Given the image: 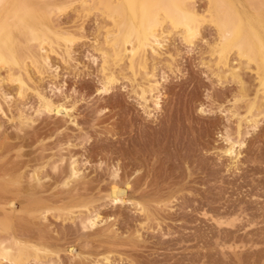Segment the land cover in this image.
I'll return each instance as SVG.
<instances>
[{
	"label": "rangeland",
	"instance_id": "rangeland-1",
	"mask_svg": "<svg viewBox=\"0 0 264 264\" xmlns=\"http://www.w3.org/2000/svg\"><path fill=\"white\" fill-rule=\"evenodd\" d=\"M23 1L33 4L34 13L46 29L54 31L58 24L76 40L71 48L74 62L69 64L49 50L51 60L58 66L54 78L41 76L30 59H25L34 86L29 85L23 97L17 92V82L9 81V70L0 69L4 89L13 97L10 102L2 101L4 113L0 111V241L6 237L4 244L10 242L15 246L12 241L16 238L39 247L45 245L54 251L42 257L41 252L24 250L16 264H43L50 258L63 264H78L79 260L91 264L104 257L108 260L98 262L264 264V86L261 85V68L255 61L242 62L245 57L237 50L243 39V45L255 49L251 28L244 26L242 39L230 45L223 37L221 39L225 32L228 33L225 38H232L231 32L242 16L239 11L245 10L264 22V3L234 0L235 5H227L222 0H143L154 23L151 27L169 39L159 52L147 50L148 68L153 58L155 60L154 75L149 82L141 72L134 75L127 68V59L123 58L111 65L118 74L116 82L107 93L99 94L97 88L103 79L100 49L108 46L105 36L107 33L119 35L118 30L123 27L120 11L123 3L133 10H141L142 3L71 0L64 5V1L70 0ZM181 2L186 3L182 13L192 14L198 23L194 37L182 24L168 20L169 5ZM4 6V3L0 5V17L12 25V13ZM21 31L15 28L13 43L22 54L32 36L25 29ZM48 35L54 36L49 31ZM236 63L240 66L244 87L232 75L223 72ZM14 68L17 73H13L18 75L20 70ZM139 82L150 85V94L149 90L141 96L137 94L135 84ZM57 87L58 93L53 90ZM40 99L52 101L53 107L60 104L59 114L33 115L40 106ZM155 99L159 101L158 107L152 103ZM202 105L205 113L198 109ZM18 107H22L26 115H32V124H19ZM64 107L70 109V116H66ZM250 116L257 121L254 130L248 127L251 122L246 121ZM225 129L234 139L244 140V145L236 147L239 150L236 159L232 157L234 154L224 153ZM129 157H132L130 161ZM72 159L80 167V176L70 178L69 185L63 186ZM113 170L119 176L114 177ZM128 180L129 189L124 186ZM114 183L118 184L123 203L108 201L109 189ZM7 197H13L14 209L7 205ZM134 200L147 205V213L139 210ZM196 204L203 206L199 210L197 205L198 209L194 210ZM227 210L235 212L231 214L236 218L233 226H217L210 220ZM97 211L103 220L95 229L80 227V220ZM29 226L34 237L25 230ZM66 248L72 249V255L80 253L82 258L70 259Z\"/></svg>",
	"mask_w": 264,
	"mask_h": 264
},
{
	"label": "bare ground",
	"instance_id": "bare-ground-1",
	"mask_svg": "<svg viewBox=\"0 0 264 264\" xmlns=\"http://www.w3.org/2000/svg\"><path fill=\"white\" fill-rule=\"evenodd\" d=\"M131 5H138V3H142V9L141 10H133L130 9L129 5L127 3H123L122 7H121V19L123 22V27L121 29H119V35H113L107 33L105 36V42L106 44H108L107 47H101V52H100V56H102V66H101V71L103 72V79L101 84H99L100 86H98L97 91L100 93H107L109 87L114 84L116 82V78H117V72L115 71V69L112 68V63H117V61H122L123 58L127 59V65L130 69V72H132L134 75L140 72L142 73V76L146 79V81L149 82L148 79H150L151 76L154 75V70H155V60L153 58V63L151 65V68H148V56H147V50L150 48L152 50V52H159V50L161 48H165L166 43L168 42L167 39L164 35H162V33H160L159 31H157L155 28L151 27V25L153 23V21L151 20V13L149 8L147 7V4L145 2H143V0H129ZM258 1V0H257ZM91 2V1H90ZM193 2V1H192ZM191 2V3H192ZM222 2L224 4H234V0H222ZM221 2V3H222ZM259 2L261 4L264 3V0H259ZM5 4L4 8L6 9L7 12H11L12 16H13V24H6L5 20L3 18L0 17V69L2 68H7V71L9 70V81L11 82H17V92L20 95V97L25 96L24 93H26V90L29 88V85H33V80L32 77L30 76V74H28V66H26L25 63V59L29 58L31 63L34 65L35 71L38 72L41 76H47V77H51L54 78L57 75V69L58 66L55 65L53 63V61L50 58V54H49V50L58 54L57 56H60L61 60H63L65 63H71L72 60L74 59L73 55H72V43L74 42V40H76L74 38V35L69 34L67 31H63L61 28H59L58 24L55 25V29L53 31V29L47 28L46 26L43 25L39 20H38V15L34 13V7L33 4H31L30 2H26L23 0H14L13 3H9L7 2V0H0V5L1 4ZM69 3H71L68 1H64V5H68ZM188 3V2H187ZM257 3V2H256ZM255 3V5H257ZM212 4V3H211ZM12 5V9H10V6ZM81 5V4H80ZM186 3L181 2L179 4H174V5H169V7L167 8V14L169 16L168 20L170 19L173 23L175 24H182L184 26V28H186L187 31H189V35L191 37H194L197 32H198V23L197 21L193 18L192 14L191 15H186L183 14V6H185ZM190 5V3H189ZM254 5V6H255ZM259 5V3H258ZM192 6V4H191ZM190 6V7H191ZM221 5H219L220 7ZM223 6V5H222ZM189 7V8H190ZM217 7V5H216ZM224 7V6H223ZM54 8V7H53ZM63 8V7H62ZM61 8V10H62ZM159 8V7H158ZM188 8V7H186ZM213 8V7H212ZM264 8V7H263ZM262 8V9H263ZM157 9V8H156ZM224 9V8H223ZM222 9V10H223ZM237 9V8H236ZM98 10V9H97ZM256 10V8H255ZM258 10V9H257ZM159 11V10H158ZM216 11V10H215ZM229 11V9H228ZM209 12V11H208ZM241 16L240 22L239 24L232 30L231 34H232V38H225L227 37L226 35L228 34L227 32H225V35L221 36L227 40L228 45L235 43L236 41H239L240 39H242V35H243V27L244 26H248L249 28H251V32L254 36V44H255V49L251 50L247 47V45H243L244 43V39L243 41H241L240 44H238V52L240 53L239 55L244 56L245 58L243 59L242 62H244L245 64H248V62L250 63V61H255L256 63H258V67L260 65L261 68V73H260V78H261V85L264 86V22L260 19L257 18L255 16L249 15L247 13V11H239ZM163 13V12H162ZM210 13V12H209ZM213 12H211L212 14ZM217 13V12H216ZM220 13V12H219ZM223 13V12H222ZM262 14V12H259ZM156 14V13H155ZM196 15V14H195ZM200 16V15H199ZM215 16V15H214ZM220 16V15H219ZM162 17V16H161ZM159 17V18H161ZM204 17V16H203ZM221 18V17H220ZM111 19V18H110ZM113 19V18H112ZM166 19V18H165ZM199 19V17H198ZM202 19V18H201ZM115 20V18H114ZM166 21V20H165ZM213 21V20H212ZM159 22V21H158ZM170 22V21H169ZM202 22V20L200 21ZM52 23V22H51ZM163 23V22H162ZM214 23V22H213ZM156 24V23H155ZM158 24V23H157ZM201 24V23H200ZM159 25V24H158ZM163 25V24H162ZM181 26V25H180ZM182 26V27H183ZM81 27V26H80ZM15 28L21 29V32H24L23 30H27L28 33L32 36V38H30L31 42H33L32 44L29 43V45H27L28 47H26V52H24V50H22V54L21 52H18V48H15V45L13 43V35H14V31ZM79 28V27H78ZM160 28V27H159ZM113 29V27H112ZM118 29V28H117ZM180 29V28H179ZM70 30V29H69ZM80 30V29H79ZM162 30V29H161ZM200 30V29H199ZM48 31L51 32L53 35V37L48 35ZM75 31V30H74ZM83 31V30H82ZM164 32V30H162ZM180 31V30H179ZM81 32V31H80ZM171 32V31H170ZM185 32V30L183 31ZM200 32V31H199ZM79 33V31H78ZM83 33V32H82ZM180 34V33H179ZM84 35V34H83ZM169 35V34H168ZM218 35V34H217ZM22 36V35H20ZM19 36V37H20ZM183 37V35H181ZM220 37V36H219ZM218 37V38H219ZM245 37V36H244ZM251 37V36H250ZM249 37V39H251ZM19 39V38H18ZM23 39V38H22ZM248 39V38H247ZM218 40V39H217ZM20 41V40H19ZM23 41V40H22ZM223 41V40H222ZM221 41V42H222ZM252 42V41H251ZM217 43V41H216ZM218 44V43H217ZM215 44V45H217ZM246 44V43H245ZM248 44V43H247ZM214 45V44H213ZM250 45V44H249ZM212 46V45H211ZM222 46V45H221ZM225 46V45H224ZM227 46V45H226ZM217 47V46H216ZM215 47V48H216ZM235 47V46H234ZM232 46V48H234ZM25 48V47H24ZM49 48V49H48ZM213 48V47H212ZM214 48V50H215ZM222 48V47H221ZM96 49V48H95ZM162 49V50H163ZM236 49V48H235ZM234 49V50H235ZM99 50V49H98ZM223 50V49H222ZM217 51V50H216ZM18 52V53H17ZM149 52V51H148ZM175 52V51H174ZM229 52V51H228ZM232 52V51H231ZM20 53V54H19ZM24 53V54H23ZM213 53V52H212ZM216 53V52H215ZM219 53V52H218ZM221 53V52H220ZM154 54V53H153ZM164 54V53H163ZM158 55V54H157ZM160 55V54H159ZM217 55V54H216ZM220 55V54H219ZM223 55V53H222ZM228 56V55H227ZM239 57V56H237ZM164 58V57H163ZM217 58V57H216ZM219 58V57H218ZM224 58H226L224 56ZM223 58V59H224ZM156 59V58H155ZM222 59V60H223ZM229 58H227L228 60ZM220 60V61H222ZM226 60V59H225ZM234 60V59H233ZM237 60V59H236ZM219 61V60H218ZM58 62V61H57ZM74 62V60H73ZM94 62V61H93ZM227 62V61H226ZM225 62V63H226ZM231 63H233V61H231ZM237 63H240L237 61ZM236 65H229L225 71L227 75L230 74L232 75L239 83L242 87H244V81H242V78L240 76V66L239 64ZM228 64V63H227ZM72 65V64H71ZM159 65V64H158ZM243 65V64H242ZM223 66V65H222ZM13 67H18V69L20 70L17 74L16 69L13 70ZM244 68V66H242ZM118 68V67H117ZM219 68V67H218ZM12 69V71L10 70ZM121 70H123V68H119ZM251 69V68H250ZM255 69V68H254ZM30 70V69H29ZM162 70V69H161ZM257 70V69H256ZM259 70V69H258ZM14 71V73H13ZM240 71V72H239ZM12 72V73H11ZM156 72V71H155ZM213 72V71H212ZM216 72V71H214ZM24 73V74H23ZM157 73V72H156ZM255 73V72H254ZM24 76H23V75ZM122 74V73H121ZM219 75V73L217 74ZM216 75V76H217ZM221 75V74H220ZM223 75V74H222ZM164 76V75H163ZM243 76V75H242ZM162 77V76H161ZM220 77V76H217ZM127 78V77H126ZM139 78V77H138ZM154 78V77H153ZM232 78V77H231ZM226 79V78H225ZM139 80V79H138ZM245 80V79H244ZM141 81V80H140ZM144 81V82H146ZM248 81V80H247ZM260 81V80H259ZM123 82V81H122ZM143 82V81H142ZM157 82V81H156ZM139 84V85H138ZM144 84V83H143ZM143 84H141L140 82L135 84L137 85V89L136 92L138 95H142L144 93V91L149 90V94L152 91V88H150V85H146L144 86ZM249 85V84H248ZM34 86V85H33ZM53 86V85H52ZM133 86V85H132ZM238 87V86H237ZM257 87V86H256ZM31 88V87H30ZM136 88V86H135ZM155 88V87H153ZM158 88V87H157ZM155 88V89H157ZM248 88V87H247ZM264 88V87H263ZM51 89V88H50ZM241 89V88H240ZM53 90H57L58 91V87L57 89H53ZM237 90V89H236ZM158 91V90H157ZM160 91V90H159ZM242 91V90H240ZM260 91V90H258ZM134 92V91H133ZM42 93V92H41ZM54 93V92H53ZM238 93V92H237ZM243 93V92H242ZM44 94V93H43ZM56 94V93H55ZM240 92H239V96H240ZM244 94V93H243ZM254 94V93H253ZM18 95V96H19ZM54 95V94H53ZM43 96V95H42ZM135 96V95H134ZM147 96V95H144ZM149 96V95H148ZM153 97V95H151ZM247 95H245L246 97ZM157 99V96H155ZM12 95L7 92L4 89V78L0 76V111L2 112V114L4 113V111H2V108L4 109V107H2V101H5V103L12 101ZM142 98V97H141ZM244 98V97H243ZM139 99V98H138ZM145 99V97H144ZM153 103L154 107H158L159 106V101L156 100ZM159 99V98H158ZM250 99V98H249ZM242 100V99H241ZM248 100V99H247ZM259 100V99H258ZM256 100V101H258ZM246 101V100H245ZM40 102V106L33 112L35 116H38L44 112H53L55 115L59 114L58 110H59V106L60 104H58L57 106L54 105V107L52 106V101H48V100H39ZM251 102V101H250ZM4 103V102H3ZM4 103V105H5ZM150 103V102H149ZM248 103V102H247ZM253 103V102H252ZM262 103V102H261ZM264 103V102H263ZM10 104V103H9ZM8 104V106H9ZM142 104V103H141ZM144 104V103H143ZM147 104V102H146ZM235 104V103H233ZM249 104V103H248ZM256 104V103H255ZM162 105V104H161ZM201 105V104H199ZM262 105V104H261ZM147 106V105H146ZM250 106V105H249ZM26 107V106H25ZM27 108V107H26ZM63 109V104L62 107ZM65 108V114L66 116H70V109H68L67 107ZM205 108V107H204ZM203 108V105L200 106L199 111L201 113H205V110ZM248 108V107H247ZM250 108V107H249ZM256 108V107H255ZM257 109V108H256ZM28 110V109H27ZM72 110V109H71ZM233 110V109H232ZM237 110V109H236ZM247 110V109H246ZM235 111V110H234ZM263 111V110H262ZM26 111L22 108V107H18V119H19V124L20 125H28V124H32L33 120L32 119V115L31 114H27L25 113ZM147 112V111H145ZM247 112V111H246ZM264 112V111H263ZM253 113V112H252ZM46 114V113H45ZM50 114V113H49ZM72 114V113H71ZM148 114V113H147ZM145 114V116L147 115ZM151 114V113H150ZM260 114V113H259ZM238 116V115H237ZM248 117V116H247ZM255 117V116H254ZM148 118V116H147ZM260 118V117H259ZM262 118V117H261ZM69 119V118H68ZM238 119V118H237ZM240 119V118H239ZM255 119V118H254ZM253 117H249L248 122H251L248 127L250 126L251 129H255L256 128V122L254 121ZM258 119V118H257ZM72 120V118H71ZM70 120V121H71ZM147 120V119H146ZM150 120V119H148ZM154 121V120H153ZM241 121V120H240ZM253 122V123H252ZM261 122V121H260ZM150 123V121H149ZM240 123V122H239ZM259 124V123H258ZM149 125V124H148ZM237 126V125H236ZM24 127V126H23ZM26 127V126H25ZM239 127V125H238ZM247 127V128H248ZM220 128V127H219ZM237 128V127H236ZM242 128V126H241ZM245 128V126H244ZM222 130V129H221ZM223 131V130H222ZM229 130L225 129L224 131V137L223 140L226 141L227 146L224 149V153L229 154V155H233L232 157H234L236 159L237 155H238V151L236 149L237 146H242L244 145V140H239V139H234L230 133L228 132ZM245 133H248L249 130H245ZM223 133V132H222ZM220 133V134H222ZM237 133V132H236ZM242 133V132H241ZM239 134V133H238ZM44 135V134H43ZM182 136V135H181ZM210 136V135H209ZM222 136V135H220ZM172 137V136H171ZM243 137L242 135L240 136V138ZM243 139V138H242ZM181 140V139H180ZM168 142V141H167ZM16 143V142H15ZM184 143V142H183ZM240 149V148H238ZM223 150V149H221ZM241 151V150H240ZM149 153V151H148ZM45 154V153H44ZM144 154V152L142 153ZM187 155V154H186ZM195 155V154H194ZM193 155V156H194ZM147 156V155H146ZM152 156V155H151ZM74 158V156H72ZM71 157V158H72ZM150 157V156H148ZM64 158V157H63ZM62 158V159H63ZM70 158V159H71ZM132 157H129L128 161H130ZM159 158V157H158ZM185 158V157H183ZM182 158V159H183ZM76 159V158H75ZM72 159V161H70L69 165V174H65V179L63 181V186H67L70 183V180L74 177H79L80 176V170L77 167L76 164V160ZM181 159V161H182ZM231 159V157L229 158ZM64 160V159H63ZM184 160V159H183ZM191 160V159H190ZM189 161V160H188ZM195 161V159H194ZM234 161V160H233ZM143 162V161H142ZM187 162V161H186ZM80 163V162H79ZM183 163V162H182ZM239 163V162H238ZM143 164V163H142ZM189 164H191L189 162ZM188 164V165H189ZM162 165V164H161ZM185 165V164H184ZM54 166V165H53ZM168 167V166H167ZM117 170V169H115ZM113 170L114 174L113 176H119L117 174V172ZM119 170V169H118ZM117 170V171H118ZM32 172V171H31ZM34 173V172H33ZM62 173V172H61ZM212 173V172H211ZM215 173V172H214ZM111 174V176H112ZM82 175V174H81ZM209 175V174H208ZM213 176V175H212ZM121 177V176H120ZM208 177V176H207ZM49 178V177H48ZM71 178V179H70ZM213 178V177H212ZM75 180V179H73ZM72 180V181H73ZM118 180V179H117ZM71 181V182H72ZM126 181V180H125ZM38 182V181H37ZM116 182V179H115ZM120 182V181H119ZM129 180L125 183L124 186H126L127 188L129 187ZM90 185V184H89ZM118 184H112V186L109 189V193H108V201L111 202L112 204H118V203H123L125 200H123L122 196L118 194ZM131 186V185H130ZM69 187V186H68ZM209 188V187H208ZM129 189V188H128ZM212 192V191H211ZM66 193V191H65ZM73 193V192H72ZM30 194V193H29ZM1 195V194H0ZM31 195V194H30ZM132 195V194H131ZM212 196V195H211ZM3 197V196H2ZM9 197V196H8ZM7 197V198H8ZM210 197V196H209ZM10 198V197H9ZM8 198V199H9ZM13 198V197H12ZM9 199L7 201V205L9 206V208H13V199ZM176 198V197H175ZM207 198V197H206ZM211 198V197H210ZM29 199V198H28ZM126 199V198H125ZM128 199V198H127ZM172 199V198H171ZM212 199V198H211ZM210 199V200H211ZM50 200V199H49ZM214 200V199H212ZM133 201V200H132ZM141 201V200H140ZM140 201H135L134 203L136 206L139 207V210L143 211L144 213L146 211V207L147 205H144L143 203H141ZM244 201V200H243ZM130 202V199H129ZM224 202V201H223ZM146 204V203H145ZM203 204V203H201ZM231 204V203H230ZM239 204V203H238ZM83 205V204H82ZM192 205V204H191ZM194 205L193 208L195 210V208H199V210L202 208V206L204 205ZM206 205V204H205ZM204 205V206H205ZM7 206V207H8ZM84 206V205H83ZM201 206V207H200ZM210 206V205H209ZM232 206V205H231ZM85 207V206H84ZM87 207V205H86ZM85 207V208H86ZM135 207V206H134ZM237 207V206H236ZM6 208V207H5ZM84 208V209H85ZM166 208V207H165ZM197 208V209H198ZM204 208V207H203ZM213 208V207H211ZM217 208V207H216ZM164 209V208H163ZM206 209V208H204ZM218 209V208H217ZM224 209V208H223ZM238 209V208H237ZM225 210V209H224ZM47 211V210H46ZM198 211V210H197ZM207 211V210H206ZM205 211V212H206ZM209 211V210H208ZM232 211V210H231ZM169 212V211H168ZM1 213V212H0ZM41 213V212H39ZM59 213V212H58ZM215 213V212H214ZM220 213V212H219ZM218 213V214H219ZM235 213V212H233ZM231 212H222V214L219 217H216L215 219L212 217L210 218V220L215 221V224L218 225H225L226 226H233L234 222L236 220V218L234 217V215ZM17 214V213H16ZM44 214V212H43ZM186 214V213H185ZM189 214V213H188ZM202 214V213H201ZM206 213H204L203 211V215H205ZM213 214V212L211 213ZM216 214V213H215ZM213 214V215H215ZM3 215V214H2ZM39 215V214H38ZM61 215V214H58ZM146 215V214H145ZM217 215V214H216ZM44 216V215H42ZM41 216V217H42ZM149 216V215H148ZM147 216V217H148ZM211 216V215H210ZM233 216V217H232ZM25 217V216H24ZM36 217V216H35ZM38 217V216H37ZM46 217V216H45ZM241 217V216H240ZM16 218V217H15ZM43 218V217H42ZM159 218V217H158ZM206 218H209L206 216ZM13 218H11L12 220ZM28 219V218H27ZM30 219V218H29ZM28 219V221H30ZM32 219V217H31ZM39 219V218H38ZM147 219V218H146ZM199 219V218H198ZM238 219V218H237ZM242 219V218H241ZM16 220V219H15ZM43 220V219H42ZM103 218L100 216V214L97 212H92L87 214L84 219L80 220L81 221V225L83 229H95V227L102 222ZM195 220V219H194ZM209 220V219H207ZM240 220V219H239ZM34 221V220H33ZM202 221V220H201ZM12 222V221H11ZM16 222V221H15ZM19 222V221H18ZM158 222V221H157ZM200 222V221H199ZM210 222V221H209ZM40 223V222H39ZM42 223V222H41ZM159 223V222H158ZM207 223V222H206ZM14 224V223H13ZM38 224V223H36ZM145 224V223H144ZM211 224V223H210ZM214 224V223H213ZM208 225V224H207ZM215 225V226H216ZM15 226V224H14ZM22 225H20L21 227ZM25 226V225H24ZM148 226V225H147ZM216 226V227H217ZM238 226V225H237ZM214 227V226H213ZM28 229L25 228L26 232L30 229V226L27 227ZM212 228V227H211ZM260 228V227H259ZM40 229V228H39ZM47 229V228H46ZM208 229V228H207ZM221 229V228H220ZM18 230V229H16ZM23 230V229H22ZM45 230V229H44ZM48 230V229H47ZM199 230V229H198ZM227 230V229H226ZM229 230V229H228ZM231 230V229H230ZM30 231V230H29ZM28 231V232H29ZM216 231V229H215ZM214 231V232H215ZM218 231V230H217ZM216 231V232H217ZM238 231V230H237ZM15 232V231H14ZM18 232V231H17ZM85 232V231H84ZM83 232V233H84ZM210 232V231H208ZM225 232V231H224ZM16 233V232H15ZM45 233V232H44ZM82 233V234H83ZM212 233V232H211ZM245 233V232H244ZM10 234V233H9ZM32 237H34L35 235L32 234V232L30 231L29 233ZM139 234V233H138ZM137 234V236H138ZM215 234V233H214ZM247 234V233H246ZM20 235V234H19ZM22 235V234H21ZM27 236H30L28 234H26ZM39 234H37L38 236ZM41 235V234H40ZM50 235V234H49ZM195 235L194 233L192 234V236ZM198 235V234H197ZM202 235V234H201ZM207 235V234H206ZM5 236V235H4ZM3 236V237H4ZM25 236V235H24ZM200 236V235H199ZM216 236V234H215ZM1 237V236H0ZM47 237V236H46ZM56 237V236H55ZM182 237V236H181ZM186 237V236H185ZM198 237V236H197ZM196 237V238H197ZM206 237V236H205ZM210 237V236H209ZM208 237V238H209ZM254 237V236H253ZM6 238V237H5ZM5 238H3V241H0V264L3 261H6L7 263L9 262H14V264H16L17 260L19 259L20 254H23L22 252L24 250H27L31 252L32 251H36V252H41L40 256H49L48 254H52L54 253V251H52L51 249H49L47 246L43 245L42 247H39L38 245L35 244H31L30 241H21L19 239L14 238V240L12 241V244H14L15 246H11L10 242L9 243H5ZM52 238V237H51ZM200 238V237H199ZM235 238V237H234ZM182 239V238H181ZM206 239V238H205ZM215 239V238H214ZM244 239V237H243ZM26 240V239H25ZM179 240V239H178ZM195 240V239H193ZM197 240V239H196ZM201 240V239H199ZM198 240V241H199ZM213 240V239H211ZM46 241V240H45ZM180 241V240H179ZM204 241V239H203ZM202 241V242H203ZM206 241V240H205ZM209 241V240H208ZM214 241V240H213ZM216 241V240H215ZM214 241V242H215ZM247 241V239H246ZM263 241V240H262ZM176 242V241H175ZM227 242V240H226ZM35 243V242H33ZM178 243V242H177ZM197 243V242H196ZM245 243V242H244ZM216 245V243H214ZM240 244V243H239ZM172 245V244H171ZM183 245V244H182ZM200 245V243L198 244ZM207 245V244H206ZM224 245V244H223ZM201 248V247H200ZM211 248V247H210ZM67 250L69 248H66ZM192 249V248H191ZM213 249V248H212ZM68 254L70 256V259H75L76 257L82 258V255L79 254H75L72 255L70 253H72V249L70 248L68 250ZM189 252V251H188ZM219 252V251H218ZM74 253V252H73ZM198 253V252H197ZM207 253V252H206ZM185 254V253H184ZM193 254V253H192ZM199 254V253H198ZM209 254V253H208ZM207 254V255H208ZM25 255V254H24ZM39 255V254H38ZM107 255V254H105ZM201 255V254H200ZM210 255V254H209ZM33 256V255H32ZM31 256V257H32ZM215 256V255H214ZM36 257V256H35ZM68 257V256H67ZM87 257V256H86ZM85 260L87 261L88 259ZM93 257V256H92ZM110 257V256H109ZM211 257V256H210ZM209 257V258H210ZM56 258V257H55ZM61 259V258H60ZM66 259V258H65ZM77 259V258H76ZM75 259V260H76ZM95 259V258H94ZM180 259V258H179ZM178 259V260H179ZM195 259V257H194ZM204 259V258H203ZM98 260L101 259H97V261L91 263V264H104L101 263L102 260H108V257H104L101 262H98ZM169 260V259H168ZM209 260V259H208ZM34 261V260H33ZM94 261V260H93ZM210 261V260H209ZM214 261V260H211ZM32 262V260H31ZM71 262V261H70ZM83 262H85L84 260H79L78 264H84ZM88 262V261H87ZM112 262V261H111ZM109 262V264L111 263ZM176 262V261H175ZM89 263V262H88ZM174 263V262H173ZM204 263V262H203ZM43 264H63L61 262H55L53 260V258H50L46 261L43 262ZM71 264V263H70ZM77 264V263H76ZM209 264V263H208Z\"/></svg>",
	"mask_w": 264,
	"mask_h": 264
}]
</instances>
